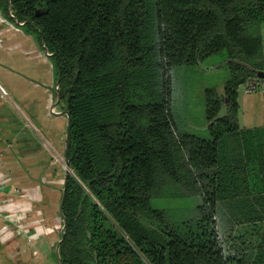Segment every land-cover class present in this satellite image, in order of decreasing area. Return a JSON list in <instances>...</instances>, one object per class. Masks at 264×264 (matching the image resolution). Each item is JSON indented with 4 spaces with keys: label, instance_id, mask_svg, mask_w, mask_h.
I'll return each mask as SVG.
<instances>
[{
    "label": "trees",
    "instance_id": "1",
    "mask_svg": "<svg viewBox=\"0 0 264 264\" xmlns=\"http://www.w3.org/2000/svg\"><path fill=\"white\" fill-rule=\"evenodd\" d=\"M0 13L50 53L70 116L63 264H264V127L242 128L238 102L264 79V0H0ZM218 54L228 79L206 90L208 132L178 126L173 68Z\"/></svg>",
    "mask_w": 264,
    "mask_h": 264
},
{
    "label": "crops",
    "instance_id": "2",
    "mask_svg": "<svg viewBox=\"0 0 264 264\" xmlns=\"http://www.w3.org/2000/svg\"><path fill=\"white\" fill-rule=\"evenodd\" d=\"M56 87L57 73L50 53L24 24L0 13V182L4 184L0 201H8L2 209L25 212L28 221L36 222L14 231L11 235L15 237L9 239L5 235L12 230L0 222V242H10L2 254L11 264L40 263L39 252L32 250L28 237L34 242L42 235L53 238L51 252L55 255L61 239L62 234L56 237L60 223L61 229L64 225L60 184L65 175L58 157L62 152L65 155L69 121ZM238 102L242 128L264 127L263 91L247 93L244 86ZM52 107L56 111H51Z\"/></svg>",
    "mask_w": 264,
    "mask_h": 264
},
{
    "label": "rangeland",
    "instance_id": "3",
    "mask_svg": "<svg viewBox=\"0 0 264 264\" xmlns=\"http://www.w3.org/2000/svg\"><path fill=\"white\" fill-rule=\"evenodd\" d=\"M223 54L210 56L206 60L195 65L173 68L171 72V111L174 114V119L178 126H184L186 129L188 128V130L199 134H206L208 132L205 94L207 89L217 90L219 94H222L224 91V85L228 79V68L226 58ZM239 90H244V85H242ZM58 158L61 160V165L63 166L62 174L64 177L68 168L66 167V159L63 152ZM63 184L64 183L61 182L60 187H63ZM5 202L6 201H0V204ZM197 202L198 199L196 198H187L183 200L153 199L152 205L165 208L187 205L192 206ZM6 215L7 213L0 210V222L12 225V221L6 217ZM61 225L62 223H60L56 240L60 238L62 233ZM52 240L53 238L42 235L38 241H31V243H33L32 250L37 249L40 255V263L37 264L58 263L55 253L51 252L54 251L53 247L55 245H52ZM8 243L10 242H0V264H11L6 261L9 257H7L6 254H2L3 251L6 250L5 248H7L6 246H8ZM51 246H53L52 249ZM228 247L230 248V245ZM249 258L250 257H248V259Z\"/></svg>",
    "mask_w": 264,
    "mask_h": 264
},
{
    "label": "built area",
    "instance_id": "4",
    "mask_svg": "<svg viewBox=\"0 0 264 264\" xmlns=\"http://www.w3.org/2000/svg\"><path fill=\"white\" fill-rule=\"evenodd\" d=\"M12 15V14H11ZM18 24L22 25L24 24V22L22 21H18ZM57 88V87H56ZM246 92L247 93H255L259 90H263L264 91V79H260V80H256L252 83H250L249 85L245 86ZM51 111H56L55 107L51 108ZM3 182H0V191L2 190L3 187ZM6 205H8V201L0 204V210L4 211V213H7L6 217H8L11 221H12V225H9V231L12 230L11 232H8L7 238H14V235H11L14 231L20 232L22 229H25L27 227H30V224H36V222L34 220H30L28 221V215L25 212L19 211V210H11L8 209L4 210L2 209V207L6 208ZM29 241H32V238L28 237Z\"/></svg>",
    "mask_w": 264,
    "mask_h": 264
},
{
    "label": "water",
    "instance_id": "5",
    "mask_svg": "<svg viewBox=\"0 0 264 264\" xmlns=\"http://www.w3.org/2000/svg\"><path fill=\"white\" fill-rule=\"evenodd\" d=\"M260 76H264V73H260ZM66 115L68 116V121H69V124H68V131H67V138H66V146H65V159H66V167L68 168V170L66 171V174H65V181H64V185H66L67 183V179L69 177V174H70V167H69V162L67 161L68 157H69V147H70V142H71V127H70V116L67 112H65ZM64 198H65V187L63 188V197H62V202H61V205H60V210H61V215H62V206H63V201H64ZM63 217V215H62ZM65 221V220H64ZM65 223V222H64ZM65 224L63 225V228H62V235H61V239L59 240L57 246H56V255H57V258L59 260V264H63L60 260V257H59V247L61 245V242L63 241V237H64V232H65Z\"/></svg>",
    "mask_w": 264,
    "mask_h": 264
}]
</instances>
